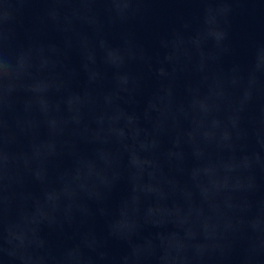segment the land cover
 <instances>
[{"label": "water", "instance_id": "obj_1", "mask_svg": "<svg viewBox=\"0 0 264 264\" xmlns=\"http://www.w3.org/2000/svg\"><path fill=\"white\" fill-rule=\"evenodd\" d=\"M0 264H264V0H0Z\"/></svg>", "mask_w": 264, "mask_h": 264}]
</instances>
